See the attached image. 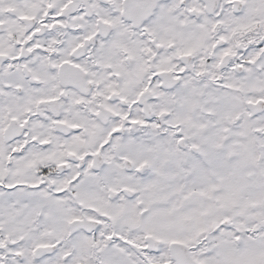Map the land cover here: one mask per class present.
<instances>
[{
	"label": "snow or ice",
	"instance_id": "obj_1",
	"mask_svg": "<svg viewBox=\"0 0 264 264\" xmlns=\"http://www.w3.org/2000/svg\"><path fill=\"white\" fill-rule=\"evenodd\" d=\"M0 264H264V0H0Z\"/></svg>",
	"mask_w": 264,
	"mask_h": 264
}]
</instances>
